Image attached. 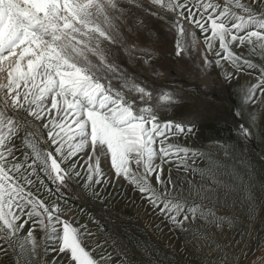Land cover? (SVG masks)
I'll return each mask as SVG.
<instances>
[{
    "label": "snow or ice",
    "instance_id": "snow-or-ice-1",
    "mask_svg": "<svg viewBox=\"0 0 264 264\" xmlns=\"http://www.w3.org/2000/svg\"><path fill=\"white\" fill-rule=\"evenodd\" d=\"M260 2L0 0V253L30 251L33 257H39L40 264H49L47 256L51 252L56 254L51 264H59L60 260H66L67 264H100L85 240V236L91 235L86 226H74L62 218L61 209L56 206L49 209L14 178L12 173L23 165L16 163L9 167L7 158L14 157L13 138L21 128L27 129L23 144L34 156L28 168L43 171L58 187L65 185L72 173L80 175L75 171L76 163L69 169L62 164L84 152L88 183L111 182L103 180L102 170V160L110 158L115 177L133 185L174 227L184 229L186 223L198 219L214 223L208 220L206 205L196 201L209 199V192L216 195L222 182L211 167H195L196 158L204 153L166 142L170 135L191 133L194 125L183 119L160 122L159 113L175 105V98L167 92L154 95L147 85H141L118 63L110 61L108 57L116 53L104 42L122 48L131 57L128 38L121 30L123 25L131 31L122 19L126 12L123 3L134 4L144 13L161 18H165L163 12L177 13L195 24L200 33H210L204 37L208 49L213 48L214 41L219 42L223 55L217 53L220 56L217 65L224 60L238 71L242 66L259 68L257 83L242 98L245 104L254 103L257 89L264 96V67L237 55L230 45L234 42L238 46L247 45L250 53L264 59V10L252 7ZM156 8L163 12H157ZM174 26L181 37L187 35L183 25ZM189 46L194 47L195 41L189 45L178 40L177 55L186 52ZM204 66H209L206 55ZM224 75L231 78L232 74ZM114 78L120 81L117 86L112 84ZM41 127L56 146L54 152L41 147ZM239 131L245 137L250 134L243 125ZM174 157L177 170L183 167L185 173H207L216 188L197 184L186 175L174 179L171 168L165 174L164 165H171ZM219 219L231 223L228 218ZM29 224L31 227L21 237ZM37 229L43 233L39 242L35 236ZM41 246L42 255L37 251ZM257 264H264V256L258 258Z\"/></svg>",
    "mask_w": 264,
    "mask_h": 264
},
{
    "label": "rangeland",
    "instance_id": "rangeland-1",
    "mask_svg": "<svg viewBox=\"0 0 264 264\" xmlns=\"http://www.w3.org/2000/svg\"><path fill=\"white\" fill-rule=\"evenodd\" d=\"M180 2L184 3L185 0ZM243 2L249 3L250 0ZM121 6L126 10L122 19L131 31L123 25L121 30L128 38L132 55L130 57L122 48L108 45L105 41V46L112 47L116 53L108 59L118 63L141 85H147L154 95L167 92L175 98V105L159 113L160 122L183 119L194 125L191 133L170 135L166 142L204 153L203 157L196 158L195 167H211L222 182L223 186L217 188L216 195L209 192V199L196 201L206 205L204 210L208 220L215 222L206 223L198 219L195 223H186L184 229L174 227L160 214L159 209L152 208L133 185L115 177L110 158L102 160V170L103 180L111 182L102 181L98 185L88 183L87 168L84 166L87 157L81 152L71 161H65L62 167L69 169L72 163L78 165L75 171L80 175L72 173L70 179L86 195V204L97 215L79 201L68 182L58 187L43 171L28 168L34 156L31 149L23 144L27 133L25 128H21L13 138L14 157L7 158L9 167L16 163L23 165L19 171L12 173L14 178L26 192L43 201L49 209L54 206L61 209L62 218H67L76 227L86 226L91 235L85 236V240L100 264H257L258 258L264 256V96L257 89L254 103L245 104L242 98L247 94V89L257 83L261 75L259 68L242 66V70L238 71L224 60L217 65L216 61L220 59L217 53L223 55L219 42L214 41L213 48L208 49L204 37L210 33H200L195 24L180 18L177 13L156 8L157 12H163L165 18H161L144 13L134 4L123 3ZM189 7H192V3H189ZM252 7L257 11L264 10V0ZM234 11L239 13L238 9ZM177 24L184 26L186 36H180L174 26ZM178 40L189 45L195 41V46H189L186 52L177 55ZM230 48L237 55H244L246 59L264 67V59L250 53L249 46H238V42H234ZM205 55L209 64L207 68L204 66ZM92 59L95 60L94 57ZM226 72L232 74L231 78L225 77ZM119 83L116 78L112 80L114 86ZM28 119L31 120V117ZM241 125L249 129L247 137L240 134ZM41 132L44 141L54 152L56 146L48 140L47 130L41 127ZM25 153H28L27 158ZM156 162L159 163V160ZM175 164L174 157L171 165H164L165 174L171 168L174 179L177 175H186L197 184L216 188L207 178V173H185L183 167L177 170ZM25 178L32 183L28 184ZM184 187L187 189L188 185ZM212 212L215 216L211 215ZM101 217L110 219L116 225L140 259L119 240L108 222ZM220 217L230 219L231 223L220 221ZM217 223L221 226L217 227ZM28 227L31 224L25 226L21 237ZM42 235L37 229L35 236L38 242ZM201 236L206 238H196ZM42 247L37 249L41 255ZM55 255L49 253V264ZM17 259L19 264H40L39 257H33L30 251L17 250L7 255L0 253V264H16ZM59 264H67V261L60 260Z\"/></svg>",
    "mask_w": 264,
    "mask_h": 264
},
{
    "label": "water",
    "instance_id": "water-1",
    "mask_svg": "<svg viewBox=\"0 0 264 264\" xmlns=\"http://www.w3.org/2000/svg\"><path fill=\"white\" fill-rule=\"evenodd\" d=\"M42 146V145H41ZM43 147V146H42ZM44 148V147H43ZM44 149H46V148H44ZM72 190H73V192L75 191L72 187H70ZM75 194H76V196H77V193L76 192H74ZM79 201L83 204V205H85L86 207H88L89 209H91L95 214H96V212H95V210L94 209H92L90 206H88L86 203L87 202H84V201H82L80 198H79ZM105 221H107L108 222V224L111 226V228L113 229V231L114 232H116V235H118L117 237H120V239H122V240H124V241H126V243L128 244V248L133 252V253H135V249H134V247L128 242V240L122 235V233L115 227V225L112 223V222H110V220L109 219H107V218H103ZM119 239V240H120ZM136 254V253H135ZM136 256L139 258V256L136 254ZM140 259V258H139ZM142 262H143V260H142ZM144 263V262H143Z\"/></svg>",
    "mask_w": 264,
    "mask_h": 264
},
{
    "label": "bare ground",
    "instance_id": "bare-ground-1",
    "mask_svg": "<svg viewBox=\"0 0 264 264\" xmlns=\"http://www.w3.org/2000/svg\"><path fill=\"white\" fill-rule=\"evenodd\" d=\"M30 120V119H29ZM41 145L44 147V148H46L47 150H49V151H51V149H50V147L46 144V142L44 141V139H43V141H42V143H41ZM103 163V162H102ZM102 166H103V164H102ZM115 180V179H114ZM68 184H69V186L70 187H72L75 191L74 192H76L77 193V197H78V199L80 198L82 201H84V202H87L88 201V199H87V197H86V195L82 192V190H80L78 187H77V185H75L74 184V182L71 180V179H69L68 181ZM97 214V213H96ZM98 215V214H97ZM101 218H103V217H101ZM110 220V219H109ZM110 222H112L111 220H110ZM113 223V222H112ZM114 224V223H113ZM115 225V224H114ZM115 227H116V225H115ZM117 228V227H116ZM116 233V232H115ZM118 236V235H117ZM119 239H120V237H118ZM120 241H122L123 243H125V245H127L128 246V244L126 243V241H124V240H122V239H120Z\"/></svg>",
    "mask_w": 264,
    "mask_h": 264
}]
</instances>
